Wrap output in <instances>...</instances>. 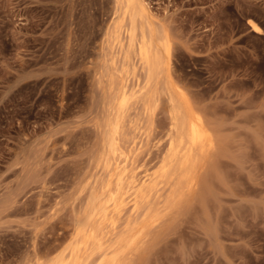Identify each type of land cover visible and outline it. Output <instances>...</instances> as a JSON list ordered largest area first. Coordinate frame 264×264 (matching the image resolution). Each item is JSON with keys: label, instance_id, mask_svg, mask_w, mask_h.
Masks as SVG:
<instances>
[{"label": "rangeland", "instance_id": "rangeland-1", "mask_svg": "<svg viewBox=\"0 0 264 264\" xmlns=\"http://www.w3.org/2000/svg\"><path fill=\"white\" fill-rule=\"evenodd\" d=\"M0 264H264V0H0Z\"/></svg>", "mask_w": 264, "mask_h": 264}, {"label": "bare ground", "instance_id": "bare-ground-1", "mask_svg": "<svg viewBox=\"0 0 264 264\" xmlns=\"http://www.w3.org/2000/svg\"><path fill=\"white\" fill-rule=\"evenodd\" d=\"M129 1H131V0H129ZM130 3V2H129ZM128 3V4H129ZM249 24L251 25V27L255 30V31H257V32H260L261 30H262V28H261V26L256 22V21H254V20H252V19H250L249 20ZM149 40V39H148ZM148 40H146V42L148 41ZM145 41V40H144ZM143 41V42H144ZM142 47V46H141ZM140 54H141V56H142V58H143V60L144 61H146V62H150V56H149V47L147 46V47H145V48H143L141 51H140ZM151 64V63H150ZM157 66V65H156ZM155 67V66H154ZM156 68V67H155ZM154 71H155V69H154ZM194 121V120H193ZM188 122V121H187ZM187 122L185 123V124H187ZM189 122H191V120L189 121ZM188 122V123H189ZM184 123H183V125H184ZM188 126H190V129L188 130L185 126V128H186V130L187 131H189V135H188V140H189V142L190 143H192V144H197V142L199 141V140H201L202 138H203V136H204V131H202L203 129H202V126L200 127V125L197 123V122H191V124L190 125H188ZM188 133V132H187Z\"/></svg>", "mask_w": 264, "mask_h": 264}]
</instances>
